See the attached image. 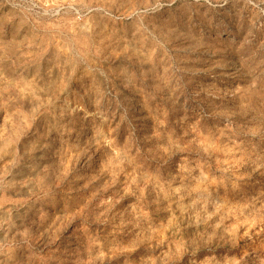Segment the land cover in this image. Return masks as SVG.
<instances>
[{"label": "rangeland", "instance_id": "1", "mask_svg": "<svg viewBox=\"0 0 264 264\" xmlns=\"http://www.w3.org/2000/svg\"><path fill=\"white\" fill-rule=\"evenodd\" d=\"M236 262L264 264V0H0V264Z\"/></svg>", "mask_w": 264, "mask_h": 264}, {"label": "clouds", "instance_id": "2", "mask_svg": "<svg viewBox=\"0 0 264 264\" xmlns=\"http://www.w3.org/2000/svg\"><path fill=\"white\" fill-rule=\"evenodd\" d=\"M110 134H111L110 132H108V133L106 134L103 130H99V131L97 132V134H96V137H95V139H96V143H97L98 145H107V146L111 147V143H112V142H111V140L109 139ZM113 152H114V155L110 157L109 164L111 165V164H112V161H118L116 164L112 165L113 167H117V168H118L119 165H120L121 163H123V160H122V159H118V158L121 157L123 150L116 152V151H114V149H113ZM123 157H124L125 159H128L130 163L132 162V159H133V158L128 157L126 152H123ZM182 171H189V172H190L191 169L184 168V169H182ZM65 175H66V173H65ZM117 175H118V173H114V174H113V182H115V179H116V176H117ZM207 181H208V179H205L203 176L201 177L200 184L204 185V191H207V184L205 183V182H207ZM135 183H136V179H135V176H133V179H132V181H131V184L126 188V189H127L126 192H129V193H130V192H131L132 185H134ZM209 183H210V182H209ZM198 186H199V185H198ZM175 191L178 193V192L180 191V189L177 188V189H175ZM194 203H195V202H194ZM220 207H221L220 205L217 206V209H216L217 212L220 210ZM78 211H79V212H82V211H83V207H81V209H79ZM215 214H216L215 212H214V213H211V214H207V215H206V218H205V222H206L208 219H210V217H211L212 215H215ZM196 216H197V219H198V218H199V213H197ZM213 235H214V233H213ZM208 239H209V241H210V240L212 239V236H209ZM236 264H238V262H236Z\"/></svg>", "mask_w": 264, "mask_h": 264}]
</instances>
